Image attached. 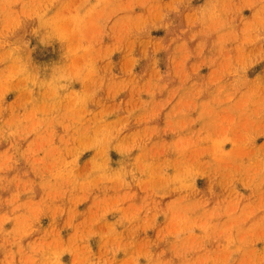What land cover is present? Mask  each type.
<instances>
[{
	"label": "rangeland",
	"instance_id": "1",
	"mask_svg": "<svg viewBox=\"0 0 264 264\" xmlns=\"http://www.w3.org/2000/svg\"><path fill=\"white\" fill-rule=\"evenodd\" d=\"M0 264H264V0H0Z\"/></svg>",
	"mask_w": 264,
	"mask_h": 264
}]
</instances>
